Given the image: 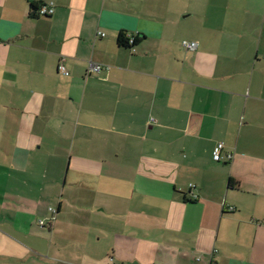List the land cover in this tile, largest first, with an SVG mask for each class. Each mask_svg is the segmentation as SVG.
Listing matches in <instances>:
<instances>
[{"label": "crops", "instance_id": "obj_1", "mask_svg": "<svg viewBox=\"0 0 264 264\" xmlns=\"http://www.w3.org/2000/svg\"><path fill=\"white\" fill-rule=\"evenodd\" d=\"M0 131V206L58 195H10L13 173L91 184L110 264H264V0H0Z\"/></svg>", "mask_w": 264, "mask_h": 264}, {"label": "rangeland", "instance_id": "obj_2", "mask_svg": "<svg viewBox=\"0 0 264 264\" xmlns=\"http://www.w3.org/2000/svg\"><path fill=\"white\" fill-rule=\"evenodd\" d=\"M195 7L196 3L192 9ZM0 135L4 136L1 131ZM2 138L0 137V145L3 143ZM6 162L5 155H0V166L6 165ZM5 176H8V173L0 167V187L5 184L3 183ZM35 176L36 173L26 175L27 179ZM26 177L22 174H12L8 184L10 195H17L15 192L18 191L19 196L28 198L47 197L48 189L58 184L55 202H49L44 207L49 205L55 210L57 203H61L60 210L57 214L49 211L47 214L43 212L40 216L34 211V217H27L15 214L12 209L1 205L0 215L9 217L11 222H8V226L0 224V264H100V260L107 255L104 251L112 240L111 236L103 235L107 233L109 227H113L114 222L103 220L98 215L87 218L90 204L86 199H91L92 190L86 189V186L92 188L91 184H83L80 181L77 184H68L70 180L68 176L66 184H62L61 181L55 184H34L26 181ZM0 196L3 197V194L0 193ZM33 209L37 207L33 206ZM14 227L26 229L27 231L22 234L27 236L17 235L13 231ZM4 235H11L12 239H16L20 248L12 247ZM18 252H22V257L11 256ZM113 258V254L109 253V256L105 257L107 264L114 263Z\"/></svg>", "mask_w": 264, "mask_h": 264}, {"label": "built area", "instance_id": "obj_3", "mask_svg": "<svg viewBox=\"0 0 264 264\" xmlns=\"http://www.w3.org/2000/svg\"><path fill=\"white\" fill-rule=\"evenodd\" d=\"M37 16H44V17H48L51 16L54 12V5L52 3H49L47 5H40L38 6L37 9ZM100 36H103V34H99ZM129 43L131 44L133 37L132 36H127ZM182 46L183 48H185L188 51H193L196 48V44L194 42H182ZM104 69H108V67H103L101 65L98 64H89L88 68H87V73H93V74H98L100 73L102 70ZM57 71L59 73H61L64 76L68 75V71L66 70L64 64H63V60L60 61L59 65L57 66ZM150 122H155V120L153 118L150 119ZM223 148V144L222 143H217L215 145V147L213 148L212 151V159L214 161H219L220 159V152ZM228 160L231 159V155H227L226 156ZM50 211L55 214V210L50 209Z\"/></svg>", "mask_w": 264, "mask_h": 264}, {"label": "trees", "instance_id": "obj_4", "mask_svg": "<svg viewBox=\"0 0 264 264\" xmlns=\"http://www.w3.org/2000/svg\"><path fill=\"white\" fill-rule=\"evenodd\" d=\"M40 5H41L40 3H31L30 4V16L31 17H38L36 11L38 9V6H40ZM132 37H133V40L130 44L127 36L121 32L117 36V44L120 47H123L126 49H132L135 47V45H137L141 41V38H143V36H139V35H134ZM56 213H57V210H56Z\"/></svg>", "mask_w": 264, "mask_h": 264}]
</instances>
